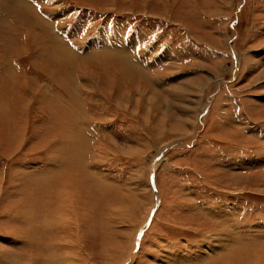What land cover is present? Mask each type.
I'll use <instances>...</instances> for the list:
<instances>
[{
    "label": "rangeland",
    "instance_id": "1",
    "mask_svg": "<svg viewBox=\"0 0 264 264\" xmlns=\"http://www.w3.org/2000/svg\"><path fill=\"white\" fill-rule=\"evenodd\" d=\"M0 264H264V0H0Z\"/></svg>",
    "mask_w": 264,
    "mask_h": 264
},
{
    "label": "bare ground",
    "instance_id": "2",
    "mask_svg": "<svg viewBox=\"0 0 264 264\" xmlns=\"http://www.w3.org/2000/svg\"><path fill=\"white\" fill-rule=\"evenodd\" d=\"M31 15V14H30ZM41 20V19H40ZM44 22V21H43ZM108 52V51H107ZM66 54H68V55H71V56H75V54H72V52L70 51H66ZM109 54V53H108ZM124 54V53H123ZM111 55V54H110ZM116 55V54H115ZM70 56V57H71ZM68 58H69V56H67ZM66 57V58H67ZM75 58V57H74ZM73 58V59H74ZM124 58V57H123ZM128 58V57H127ZM75 60V59H74ZM70 61V60H69ZM138 64V63H137ZM139 67V66H138ZM4 109V108H3ZM196 118L197 117H195V122H196ZM193 119H194V117H193ZM188 120H190V119H188ZM193 122V121H192ZM79 150V149H78ZM77 150V151H78ZM81 150H80V155H81ZM78 153V152H77ZM76 153V154H77ZM75 154V156L71 159L72 160V162H74V159H75V157L77 156ZM87 154V153H86ZM81 158V157H80ZM64 177V176H63ZM63 178H60V179H58V180H62ZM73 179V178H72ZM73 181V180H72ZM52 182H47V185H46V187L47 188H44L45 190L46 189H49L50 190V184H51ZM69 183V182H68ZM64 185H67V182L65 181L64 183H63ZM52 191V190H51ZM54 192H58V190L56 189V190H54ZM62 195H63V199H61L58 195H56V196H58L59 197V199L58 200H60L61 199V205L63 204L64 205V207H67V208H69V209H71V207H70V205H68L67 203H70V201L69 200H67V199H65L64 200V198H69L70 197V195H71V193H69V192H67L66 191V189H64V192L63 193H61ZM70 199V198H69ZM56 202V200H54L52 203H55ZM45 203V202H44ZM48 204V203H47ZM48 205H51V204H48ZM47 205V206H48ZM60 204H59V209H60ZM66 211H68V209H66ZM47 212L48 213H52L51 215H50V217H52V215H53V212H54V210H47ZM61 214L63 215L62 216V218H61ZM37 216V215H36ZM40 216V215H39ZM69 219V217H67L66 215H65V213H60L57 217H55V219L53 220V222L52 221H47L46 223H45V225H43L42 227H43V234H44V236L47 238V240H49V241H51V243H52V241H55V238H54V236L53 235H51V236H49L50 234H53L54 233V235L56 234V237H58L57 236V229H58V227L57 226H59L60 224L59 223H64V221H66L67 223L69 222V221H67ZM42 221V220H41ZM58 221H59V223H58ZM37 222V221H36ZM35 222V223H36ZM71 224V223H70ZM37 225V224H36ZM63 226H66L67 227V225H63ZM32 230V229H31ZM72 230H73V232L74 233H72V236H70V238L67 240V242L70 244V245H72V244H74L75 245V243L74 242H76V239H77V230H76V225H74V226H72ZM29 231H30V229H29ZM30 233V232H29ZM34 235L35 236H37V234L36 233H34ZM38 238V237H37ZM37 238H35V239H37ZM74 241V242H73ZM53 244V243H52ZM50 245V244H49ZM51 246V245H50ZM55 247V246H54ZM76 247V246H75ZM217 248V247H216ZM242 250V249H241ZM243 251V250H242ZM44 252V251H43ZM244 252V251H243ZM244 254H246L245 252H244ZM247 255V254H246ZM257 257H258V255H257ZM202 258H204V259H207L206 257H202ZM209 258V257H208ZM208 260V259H207ZM62 262V261H61ZM65 263V262H64ZM204 263V262H203Z\"/></svg>",
    "mask_w": 264,
    "mask_h": 264
},
{
    "label": "water",
    "instance_id": "3",
    "mask_svg": "<svg viewBox=\"0 0 264 264\" xmlns=\"http://www.w3.org/2000/svg\"><path fill=\"white\" fill-rule=\"evenodd\" d=\"M154 173H155V170H152V173H151V182H152V183H153V181H154ZM152 215H153V212L151 213V215H150V217H149V220H148V222H147L145 228H143V229L141 230V233H143V232L147 229V227L149 226V224H150V222H151V220H152Z\"/></svg>",
    "mask_w": 264,
    "mask_h": 264
}]
</instances>
